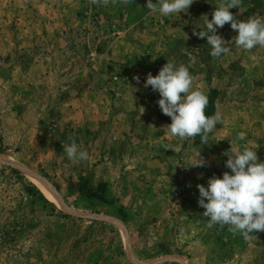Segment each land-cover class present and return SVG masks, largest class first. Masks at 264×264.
Returning a JSON list of instances; mask_svg holds the SVG:
<instances>
[{
    "label": "rangeland",
    "instance_id": "rangeland-1",
    "mask_svg": "<svg viewBox=\"0 0 264 264\" xmlns=\"http://www.w3.org/2000/svg\"><path fill=\"white\" fill-rule=\"evenodd\" d=\"M221 2L161 22L146 0H0V264H264V231L210 228L197 202L198 184L231 173V145L264 161V47L240 49L226 23L231 51L212 57L195 34ZM229 11L264 17V0ZM167 61L216 91L207 144L172 136L144 87ZM72 140L87 160L68 159ZM198 153L206 165L187 166Z\"/></svg>",
    "mask_w": 264,
    "mask_h": 264
},
{
    "label": "clouds",
    "instance_id": "clouds-1",
    "mask_svg": "<svg viewBox=\"0 0 264 264\" xmlns=\"http://www.w3.org/2000/svg\"><path fill=\"white\" fill-rule=\"evenodd\" d=\"M103 2L107 4L108 0ZM193 2L146 0V7L152 13L158 12L161 22H164V17L187 12ZM241 3L242 0H222L215 6L211 20L206 18L204 24L199 26L200 30L195 32L198 37L206 38L211 46L212 57H220L231 51L225 46V40L217 34V28H222L226 23L237 31L234 43L240 49L250 51L256 46L264 47V17L254 15L241 21L229 11L239 8ZM134 79L137 84L140 83L139 76ZM149 86L159 93L157 103L162 113L171 118L167 127L172 136L181 141L199 136L202 143H208L216 130V124L222 122V114L219 111L210 116L206 114L208 96L203 90L194 87L188 66L167 61L156 75L147 74L144 87ZM236 139L245 141L246 133L240 132ZM257 147L234 148L231 145L223 153L228 157L225 166L231 173L225 171L221 176L213 175L208 179L207 186L197 185V202L204 209L202 215L208 218V227L230 226V230L244 235L253 234L254 230L264 231V161H259L255 151ZM64 151L71 161L88 159L87 151L80 149L75 140L65 144ZM206 163L198 153L186 165L204 167Z\"/></svg>",
    "mask_w": 264,
    "mask_h": 264
},
{
    "label": "trees",
    "instance_id": "trees-1",
    "mask_svg": "<svg viewBox=\"0 0 264 264\" xmlns=\"http://www.w3.org/2000/svg\"><path fill=\"white\" fill-rule=\"evenodd\" d=\"M215 90H213L211 92V95L208 97V105L206 107V114L207 115H213V109H214V99H215ZM13 172H16V174H18V171H16L15 169H13ZM18 178L20 179V176L18 175ZM25 188L29 191L28 192V196H33L34 198L38 197V199H40V202H42L43 204H46V205H49L50 206V210H54V212L56 211L55 210V207L51 204H49L40 194V191L35 187L33 186L30 182L26 181L25 180ZM35 200V199H34ZM60 213V212H58ZM61 216L63 217H68L66 214H61Z\"/></svg>",
    "mask_w": 264,
    "mask_h": 264
},
{
    "label": "bare ground",
    "instance_id": "bare-ground-1",
    "mask_svg": "<svg viewBox=\"0 0 264 264\" xmlns=\"http://www.w3.org/2000/svg\"><path fill=\"white\" fill-rule=\"evenodd\" d=\"M39 188L49 197L51 198L52 196L50 195V193L48 192V190L40 183H38Z\"/></svg>",
    "mask_w": 264,
    "mask_h": 264
}]
</instances>
